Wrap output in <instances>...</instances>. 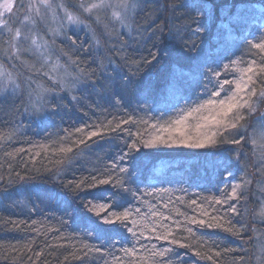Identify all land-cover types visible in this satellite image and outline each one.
<instances>
[{"label":"trees","instance_id":"16d2710c","mask_svg":"<svg viewBox=\"0 0 264 264\" xmlns=\"http://www.w3.org/2000/svg\"><path fill=\"white\" fill-rule=\"evenodd\" d=\"M61 1L76 13L78 5L87 2ZM135 1L140 6L131 25H125L128 28L107 12L101 16L102 23L90 20L96 24L97 38L85 28L67 31L69 35L75 33L73 39L80 47H72L70 41L59 37L54 50L65 74L53 81L41 73L28 72L43 87L40 94L28 87L0 94H6L0 104V264H105V260L115 264L113 255L123 257L121 245L129 247L130 239L121 227L101 224L82 204L105 193H119L116 200L123 197L130 209H141L140 215L133 212L130 219L139 221L138 230L146 236L154 235L149 231L154 221L173 228V221L183 222L184 228L192 227L196 235L179 231L178 236L187 237L193 245L207 241L213 250L219 248L223 253L220 264H264V247H260L264 237V219L260 217L264 209V175L256 174L253 167L259 150L252 159L253 145H232L228 132L217 138L215 147L205 149L145 148L138 138V133L144 139L150 138L155 135L151 124L164 125L175 119L181 108H194L207 99L203 84L210 69L219 71L221 79L232 80L246 66L242 61L261 60L258 50L250 45L264 38V0L259 2L262 9L255 8V0H208L202 17L204 33L196 38L199 67L180 45L184 33H178V29L192 23L188 10H177L180 0ZM224 65H230L232 71L226 73ZM114 68L116 71H112ZM105 72L116 77L117 85L120 76L132 75L133 86L105 83V87L93 89L85 83V74L92 73L99 77L98 82H104ZM258 79H264V75ZM263 112L246 114L241 121L248 127V135L253 129L259 132L257 120ZM124 120L130 122L124 124ZM109 122L111 126L104 127ZM118 122L121 127L112 131ZM86 125H96L104 133L87 141V155L81 152L83 145L71 143L81 138L76 129ZM224 139L229 142L224 143ZM133 144L140 149L138 152L131 149ZM67 147L73 152L60 151ZM230 149L245 154L240 163L229 155ZM122 153H130V158L122 161ZM69 158L74 160L71 167ZM113 161L132 173L125 186L135 193L134 197L111 185H97L79 196L65 187L69 180L90 181V171L98 179L109 178ZM242 168L254 182L246 186L244 198L231 202L238 207V214H227L236 227L243 225L240 234L188 225L186 218L204 209L225 215L221 206H210L207 201L222 198V189L239 181ZM193 199L197 205L190 203ZM152 213L170 219L162 220ZM149 243L163 242L142 239L136 245L142 249L137 254L139 264H153L151 252L144 248ZM85 244L113 255L101 259L99 253L89 252L87 259L81 258ZM225 248L232 251L225 252ZM176 251L183 255L185 264H212L191 249L177 247Z\"/></svg>","mask_w":264,"mask_h":264},{"label":"snow or ice","instance_id":"6c2138e0","mask_svg":"<svg viewBox=\"0 0 264 264\" xmlns=\"http://www.w3.org/2000/svg\"><path fill=\"white\" fill-rule=\"evenodd\" d=\"M37 3L42 8L34 7L31 3L26 5L23 0H4L3 3H0V35H7L8 39L6 42L9 44V50L6 55H12L11 49L13 48L19 52L21 46L26 41L31 47L36 49L47 47V41L41 35L39 25L44 22L49 11H54V4L53 0H37ZM207 3L208 0H200L199 3L196 0H180L176 6L177 10L184 9L189 11L192 23L183 25L181 29H178V33L183 31L184 34L180 37V45L189 57V60L197 67L200 66V46L196 38H201L204 33L202 17L206 14L205 9ZM107 7L109 5L106 3V0H99V3L81 2L78 5L79 15H75L68 11L65 5H55V8H62L64 10V17L68 24L71 25H82L84 19H91L93 16H95V22H100L99 10ZM20 9H23L25 13L23 17V28L16 26L18 20L17 12ZM30 12H34V16L28 15ZM113 16L119 19V16L115 12ZM73 35H69L66 32L64 38L71 42L72 47H80L77 40L73 39ZM250 47L258 50L257 54L261 55V60L252 59L250 61H242L246 66L241 68L238 76L232 80L226 78L221 79L219 71L210 69L207 79L203 84V90L208 94V98L198 103L194 108L191 106L181 108L179 115L164 125L151 124L150 128L155 135L150 138L144 139L138 133V138L143 142V146L145 148H158L162 146L167 148L184 147L190 149H205L207 147H215L217 138L224 137V133L228 132L232 145L243 146V144L250 142L253 145V155H256L257 150H259L257 163L253 167L256 169V174L264 175V114L257 120V123L260 125L258 133L253 129L252 134L248 135V127L241 124V121L246 119V114L251 115L255 112L259 104H264V79H258L261 75H264V38L252 43ZM28 50V48H24V51ZM153 61L158 62L157 57L153 56ZM153 61L148 62L151 63ZM232 63L235 64L237 62L233 61ZM223 67L226 73L232 71L230 65H224ZM205 68H208V66L205 65ZM112 71H116V69L114 68ZM132 71L134 74L138 71V68ZM180 75L183 77L182 71ZM93 77H95V73L91 75L85 74V83L93 89L97 87L103 88L105 87V83L122 86L124 88L133 86L132 75L120 76L119 85H117L116 77L109 75L107 72L104 73V82H98L99 77H95V79ZM5 99L6 94L0 95V104H3ZM54 110L55 108H53ZM129 122V120L123 121L124 124ZM144 123L147 124L148 122L145 121ZM110 126L111 122L104 127ZM89 127H91V130H87ZM120 127L121 124L118 122L114 127H111V130L115 131ZM242 128L243 131H241ZM232 130L236 131L233 132ZM76 132L80 134L81 138L71 141V143L77 147L83 145L84 148H81V152L85 155L88 154L86 149L90 147L87 141H92L93 138L104 135L96 125H86L84 128H77ZM223 142L228 143L229 140L224 139ZM131 149L137 152L140 150L135 144L131 145ZM60 151L72 153L73 148H61ZM229 155L234 157L237 163H240L245 156L240 149H230ZM129 158L130 153L121 154L122 161ZM73 162V158H69V167H71ZM113 172H116L117 175L113 176ZM89 175L91 176L90 181L82 178L73 183L72 180H69L65 187L69 188L76 196H79L81 192H89L95 189L97 185H111L112 187L118 188L120 192L129 193L133 197L135 196V193L125 186L127 178L132 173L128 168L117 165L115 161H113L111 168L108 170L109 178L98 179L91 171ZM228 175L230 176L231 173L229 172ZM253 182L254 178H249L245 168H242L239 181L230 183L222 189V198H213L211 201H207L210 206H221L224 209L225 215H214L212 212L204 209L195 216L187 217L186 223L188 225H197L201 228L222 229L233 235H239L243 230V225L239 228L236 227L228 218L227 214H238V207L231 202H239L244 198L246 186L252 185ZM261 183H264V181H261ZM118 194L113 193L109 195L105 193L99 198L93 197L92 199H85L82 204L98 218L101 224L121 227L130 239V246L124 247L121 245L120 250L123 251L124 256L120 257L113 255L111 252L105 253L100 247H90L85 244V250H82L81 258L87 259L89 252H96L100 254L101 259H105L106 255H113L115 264H139L140 257L137 254L142 249L137 248L136 245L140 244L143 239L163 242L160 244L149 243L144 246L147 251L151 252L154 258L153 264H185L183 255L176 251L177 247L191 249L197 257L210 260L212 264H220L223 253L219 248L213 250V247H210L207 241H199L197 245H193L187 237L178 236L177 233L179 231H187L193 237L196 235L192 227L185 229L183 222L173 221V224H175V228H173L170 225H163L162 222L154 221L153 227L149 229L150 233L154 235L146 236L143 230H138L141 228L139 221L130 219L133 216V212L137 216L140 215L141 209L139 207H136L134 210L130 209L123 202V197L121 200H116L115 196ZM144 194L147 195V193ZM190 203L197 205V200L193 199ZM198 206L203 208L202 205ZM164 207H167V205L165 204ZM214 210L219 211L218 209ZM176 215H182V213L177 212ZM152 216L162 217V220L170 219V217L163 216L161 213H152ZM260 217L264 219V209H262ZM160 228H164L165 230L158 231ZM262 236H264V233H262ZM231 251V249L225 248V252ZM37 255H41V253L38 252ZM93 264H95V261H93ZM105 264H107L106 260ZM234 264H238V262H234Z\"/></svg>","mask_w":264,"mask_h":264},{"label":"rangeland","instance_id":"374dc122","mask_svg":"<svg viewBox=\"0 0 264 264\" xmlns=\"http://www.w3.org/2000/svg\"><path fill=\"white\" fill-rule=\"evenodd\" d=\"M84 1H87L86 3H99V0ZM3 2L4 0H0V3ZM23 2L26 5L31 3L34 5V7L42 8V6L37 3V0H23ZM254 2H256L254 5L255 8L262 9V4H259L261 0H255ZM106 3L109 5V7L99 10L100 22L102 21L101 16L109 12L108 15L112 19L121 21V25L124 28H128L125 26L126 24L131 25L134 12L137 11L140 6V4L135 0H106ZM53 4L54 11H49L44 22L39 25V31L41 35H43L44 40L47 41V47L36 49L31 47L26 41L21 46L19 52L13 48L11 49L12 55H6L9 50V44L6 42L8 37L7 35H0V94L5 93L7 90H18V87H28L29 89H32L35 94H40V92L43 91V87L40 85V83L34 81L32 76H28L29 71L32 72V74L35 71L45 75L48 78L51 77L53 81L60 79V74H65L66 69L60 65L59 59H56L54 47L59 40V37H64L65 32L69 30H79L81 28H85L93 38H97L95 35L96 22L94 23L90 21L91 19L94 20L95 16H93L91 19H84L81 17L84 19V23L82 25H71L68 24L66 18L64 17V10L62 8H55V5L62 4L65 5L67 10L73 14L79 15V13L73 11L68 5H66V3L64 4L61 0H53ZM125 5H127V7H125ZM114 12L117 14V16H119V19L113 16ZM24 14L25 13L23 9H20L17 12V27L23 28ZM28 15L34 16V12H30ZM24 48H28L29 50L24 51ZM23 70L26 72V74ZM21 75L24 76L23 79L21 78ZM26 75L28 80L26 79ZM63 77L65 78V76ZM261 111H264V104H259L255 110V113L259 115ZM250 153V157L253 159V153ZM260 241V247H264V237H262Z\"/></svg>","mask_w":264,"mask_h":264}]
</instances>
